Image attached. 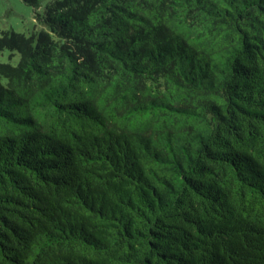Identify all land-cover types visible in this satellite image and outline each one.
Listing matches in <instances>:
<instances>
[{"label":"trees","instance_id":"16d2710c","mask_svg":"<svg viewBox=\"0 0 264 264\" xmlns=\"http://www.w3.org/2000/svg\"><path fill=\"white\" fill-rule=\"evenodd\" d=\"M24 1L0 264H264V0Z\"/></svg>","mask_w":264,"mask_h":264},{"label":"rangeland","instance_id":"374dc122","mask_svg":"<svg viewBox=\"0 0 264 264\" xmlns=\"http://www.w3.org/2000/svg\"><path fill=\"white\" fill-rule=\"evenodd\" d=\"M46 1L38 9L40 13ZM36 23V9L31 4L24 0H0V34L8 29L29 34Z\"/></svg>","mask_w":264,"mask_h":264}]
</instances>
